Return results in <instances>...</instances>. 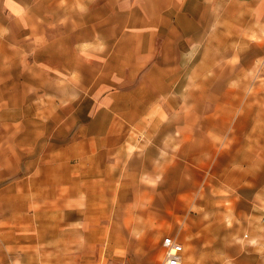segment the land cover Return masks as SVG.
<instances>
[{"label":"rangeland","instance_id":"rangeland-1","mask_svg":"<svg viewBox=\"0 0 264 264\" xmlns=\"http://www.w3.org/2000/svg\"><path fill=\"white\" fill-rule=\"evenodd\" d=\"M196 1L211 6L201 5L198 19L206 21L191 31L189 54L173 73L167 118L91 119L96 103L78 96L61 104L55 135L51 120L30 128V138L39 139L28 152L32 176L21 180L20 152V172L0 187V264H162L166 236L184 244V264H264V28L233 0ZM106 3L0 0V61L19 73L24 58L36 60L34 36L48 42L97 21ZM8 7L27 21L17 23ZM68 111L77 118L65 117ZM90 125L208 129L229 158L207 162L205 176L184 194L176 176L164 181L161 168L149 177L147 150L130 141L124 149L115 137L107 149L93 140V151L85 150L81 133Z\"/></svg>","mask_w":264,"mask_h":264},{"label":"crops","instance_id":"crops-1","mask_svg":"<svg viewBox=\"0 0 264 264\" xmlns=\"http://www.w3.org/2000/svg\"><path fill=\"white\" fill-rule=\"evenodd\" d=\"M237 2L249 7L251 18L258 27L264 28V0H233L232 3L237 5ZM201 5L211 6L196 0H107L103 16L97 21L86 22L80 28L76 24L75 30L70 28L67 34L58 33L48 42L44 36H34L36 60L31 63L24 58L17 66L19 73L1 60L0 187L13 183L14 176L20 172L15 162L20 152H26L24 156L20 154L21 172L24 165L21 180L24 182L32 176L28 152L36 149L30 143L37 144L39 139L30 138V128L44 126L41 120L47 119L52 121L54 134L55 127L59 129L61 104H74L78 96L88 99L91 107L96 103L97 111L90 114L91 119L142 122L161 118L163 114L167 118V103L172 102L173 73L180 70L178 64L189 54L191 31L196 30L199 22L206 21L204 14L198 19ZM8 12L19 24L27 21L23 12L19 14L11 7ZM25 38L29 39L30 33ZM157 104H162L161 110ZM65 117L77 118L71 111ZM81 135L85 150L90 153L95 140L108 149L115 137L119 138L118 146L120 138L124 141V149L130 141L138 151L147 150L143 167L149 168V177L156 178L161 168L164 181L176 176L177 189L184 194L188 192L189 182L198 183L205 176L207 162L229 158V152L224 150L222 142L217 143L213 132L189 130L183 125L129 128L90 125L83 128ZM190 170L194 175H189ZM43 197L60 196L44 194ZM55 209L50 213H55ZM148 228L143 227L145 232ZM108 238L117 242L111 232ZM181 244L184 264L185 246Z\"/></svg>","mask_w":264,"mask_h":264},{"label":"built area","instance_id":"built-area-1","mask_svg":"<svg viewBox=\"0 0 264 264\" xmlns=\"http://www.w3.org/2000/svg\"><path fill=\"white\" fill-rule=\"evenodd\" d=\"M164 260L162 264H182L184 247L174 236H166L162 242Z\"/></svg>","mask_w":264,"mask_h":264}]
</instances>
